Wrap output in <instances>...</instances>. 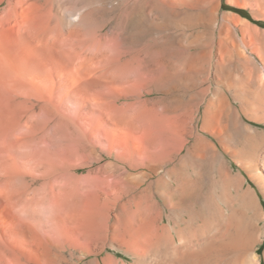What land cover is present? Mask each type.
I'll return each mask as SVG.
<instances>
[{
  "label": "bare ground",
  "instance_id": "1",
  "mask_svg": "<svg viewBox=\"0 0 264 264\" xmlns=\"http://www.w3.org/2000/svg\"><path fill=\"white\" fill-rule=\"evenodd\" d=\"M114 1L0 0V15H5L0 16V36L4 37L0 44V92L7 91L12 100L26 102L49 99V94L44 95L48 92L46 80L38 78L33 70L37 65L55 63L73 66L75 74L86 79L91 76L85 82L89 89L109 88L116 93L67 100H110L116 104L133 99L129 104L135 105L137 100L140 104L152 94L153 85L163 88L164 84L181 82L184 112L174 115L168 109L157 117L173 136L192 138L187 152L201 162V170L202 163L217 166L215 176L221 183L220 191L205 182L201 170L192 179L187 170L172 168L166 173L168 179L160 180L157 196L146 188L132 198L104 201L106 207L120 210L117 222L109 224L105 218L100 222L109 228L107 245L124 252L129 263L113 258L88 260L100 254L87 243L94 241L91 235L86 246L81 240V247L75 244L74 248L55 243L51 246L49 242L46 246L42 240L46 247L41 244L29 248L36 264H264L258 249L264 245V204L259 196L260 192L264 197V152H253L255 147L264 145V134L242 124L239 116L241 112L249 121L264 124V99L259 98L260 94L250 100L247 90L236 88L230 80L231 72H226L225 60H219L225 59L226 54L217 40L226 27L219 24L221 0ZM155 8L162 12L197 11L194 15L186 13L177 25L192 32L201 27L206 37L198 32L191 41L171 40L165 34L168 22L154 16ZM103 12L110 15V20L100 24ZM133 28L138 31L135 35ZM216 55L218 61L212 63ZM218 71L225 75L223 79ZM212 73L220 87L206 85ZM251 79L246 77L245 82L248 84ZM20 87L32 93L23 95ZM42 87H47L44 93ZM127 91L133 95H127ZM241 141L244 146L240 148ZM234 164L239 167V174ZM162 167L153 165L152 169L158 173ZM242 172L251 176L257 189L245 191ZM231 194L238 198L240 213L232 208ZM92 221L97 222L95 217ZM21 234L27 235L24 230ZM4 238L0 240L4 242Z\"/></svg>",
  "mask_w": 264,
  "mask_h": 264
},
{
  "label": "rangeland",
  "instance_id": "2",
  "mask_svg": "<svg viewBox=\"0 0 264 264\" xmlns=\"http://www.w3.org/2000/svg\"><path fill=\"white\" fill-rule=\"evenodd\" d=\"M111 2L116 3L114 0ZM204 10V7L201 8L202 12ZM186 13L194 15L197 11L181 9L162 12L154 9L155 17L168 22L165 34L171 40L191 41L198 32L206 37L201 27L192 32L177 25L184 20ZM101 14L100 24L109 22L110 15L106 12ZM0 16L5 15L3 13ZM219 21V24L226 25L217 35L226 53L225 59L221 57L219 60H225L226 72H231L230 80L236 88L247 90L251 95L250 100H256L260 94L262 97L259 98L264 99V0H221ZM131 32L135 35L138 31L133 28ZM153 33L156 36L155 30ZM3 38L0 36V44ZM217 56L212 59V63L218 61ZM37 66L33 71L35 73L36 70L38 78L48 83L44 82L48 88L42 87L41 92L47 88L48 92L43 93L49 94V99L26 102L12 100L7 91L0 92V200L3 203L0 206L3 213L1 215L0 211V239L6 237L4 242L0 240V264H36L29 248L41 247V244L48 246L49 243L51 246L54 243L64 245L65 248L68 245L74 248L75 244V247H81L78 243L81 240V244L86 246L91 235L95 239L87 243L100 251L101 255H92L88 260L113 258L129 263L124 252L107 245L109 228L100 222L104 218L109 224L117 222L120 210L116 206L106 207L104 201L116 197L132 198L146 188H150L157 196V187L162 185L161 179H168V170L183 168L192 179L201 170V162L192 159L187 152L192 138L188 135L173 136L157 117L168 109L167 112H175L174 115L184 112L186 104L179 92L184 84L173 81L164 84L163 88L155 84L152 94L141 100L145 102L139 104L140 100H137L135 105L129 104L135 101L130 98L116 104L110 100L75 101L67 98H93L99 94L113 96L116 93L109 88H87L85 82L91 76L87 79L83 76V79L75 74L73 66L62 63L49 65L52 68ZM218 73L219 78L225 77L220 71ZM246 77L252 78L248 84L245 82ZM206 85L215 88L221 86L219 81L216 82L214 73ZM23 88L19 89L23 95L32 93L29 89V92L26 90L28 93L24 92ZM131 93L133 95L130 91L127 95ZM239 116L242 124L264 134V124L249 121L241 112ZM243 146L241 141L239 147ZM249 148L245 144V149ZM256 148V151H251L264 152V145ZM153 165H162V170L155 172ZM214 166L202 163L201 171L205 182L209 186L213 185L218 192L221 183L215 176L217 166ZM234 169L240 173L236 164ZM240 176L245 180V191L257 189L247 172H242ZM259 196L264 204L260 192ZM229 199L234 211H238L235 194H231ZM93 217L99 223L93 222ZM15 222L17 227L13 226ZM11 226L14 228L11 229ZM10 230H15V233ZM23 230L26 236L21 234ZM79 233L84 240L82 235L79 238ZM93 242L97 245H93ZM258 249L264 260V245L260 244Z\"/></svg>",
  "mask_w": 264,
  "mask_h": 264
},
{
  "label": "trees",
  "instance_id": "3",
  "mask_svg": "<svg viewBox=\"0 0 264 264\" xmlns=\"http://www.w3.org/2000/svg\"><path fill=\"white\" fill-rule=\"evenodd\" d=\"M239 13H243V11H238ZM244 14V13H243Z\"/></svg>",
  "mask_w": 264,
  "mask_h": 264
}]
</instances>
